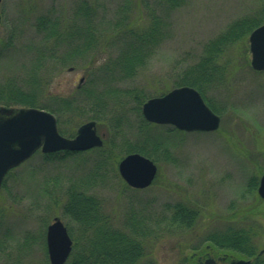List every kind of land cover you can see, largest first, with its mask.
<instances>
[{
    "label": "rangeland",
    "instance_id": "obj_1",
    "mask_svg": "<svg viewBox=\"0 0 264 264\" xmlns=\"http://www.w3.org/2000/svg\"><path fill=\"white\" fill-rule=\"evenodd\" d=\"M73 1L0 0L1 82L15 71L24 76L32 72L30 56L35 54L32 52L34 47L42 42L41 35L31 26L34 18L50 8L54 9L52 15L55 11L65 13ZM103 1L111 10L121 0ZM148 1L149 7L155 3V0ZM263 5L264 0H185L172 7L163 17L167 38L153 50L135 76L119 84L143 91L145 98L170 90L176 86L182 68L196 62L210 41L234 20L258 14ZM130 17L136 23L148 21L147 9L139 0H132ZM248 33L221 50L216 63L224 69L222 72L216 69L218 76L207 88L202 84L205 98L217 108L215 112L220 116L216 130L175 132L171 126L151 124L146 128L148 134L152 139L162 141V144L152 146L134 132L137 123L142 122L139 114H129L131 130L125 126L119 133H111L106 121L94 119L96 132L103 142L114 141L116 144L114 152L118 158L127 152H137L156 163L157 173L152 183L144 188L127 186L115 166V170L96 181L90 190L100 198L103 211L112 216L115 226L121 225L123 208L129 204L127 201L132 206L133 201H141L133 207L145 206L146 211L167 215L159 226L153 223L157 226L154 227L155 234L145 238L143 263L149 259L156 264H178L183 256L193 254L195 247L201 252L208 250L213 257L223 251L232 258L244 257L239 251L219 248L204 239L210 231L226 229L228 225L249 226L252 230L256 227L258 234L254 238L252 235V241L256 248L264 245V201L256 191L257 179L264 170V70L251 68ZM7 40L10 44L2 45L1 41ZM57 48L59 50L60 46ZM95 55L94 67H97L107 53L100 49ZM40 69L44 81L38 89L39 99L40 103L46 104L49 95L58 99L79 94L80 84L91 71L96 72L89 60L81 59L61 64L49 58ZM15 83L31 90L26 81L18 79ZM131 105L130 99L127 107ZM84 121L71 124L74 129L68 136L73 135ZM92 157L94 152H87L66 156L63 160L56 157L44 161L37 151L10 171L0 187V236L7 234L4 244L11 256L1 258L0 264H9L11 260L17 264L48 262L42 243V223H48L57 215L73 228V222L62 210L66 200L64 187L69 180H76V175L79 177L85 170L89 173ZM250 179L253 185L248 184ZM175 202L198 211L190 227L169 221L171 209H165V205ZM26 234L37 236V241L25 245L23 252L19 242ZM209 244L210 248H206ZM204 260L205 254L200 261L204 264Z\"/></svg>",
    "mask_w": 264,
    "mask_h": 264
},
{
    "label": "trees",
    "instance_id": "obj_2",
    "mask_svg": "<svg viewBox=\"0 0 264 264\" xmlns=\"http://www.w3.org/2000/svg\"><path fill=\"white\" fill-rule=\"evenodd\" d=\"M184 1L155 0L153 6L149 7L148 0H139L147 9L148 21L145 23H136L131 19L132 0H121L111 10L103 0H74L65 13L55 11L52 15L54 9L50 8L48 12L37 15L31 26L36 34L41 35L42 42L34 47L35 51L32 50L35 53L30 56L32 72L29 76H24L15 71L0 81V103L48 109L56 116L59 131L66 135L73 132L71 124L87 119L106 121L111 133H119L121 126L129 123V114L140 115V104L146 99L143 91H136L134 87L119 83L135 76L137 69L146 63L153 50L167 38L163 17L172 7L179 6ZM263 19L264 5L258 14L256 12L231 22L217 38L204 47L196 62L182 68L184 70L175 85H191L197 88L206 103L216 111L217 108L205 98L202 84L207 88L208 84L216 79V75L218 76L216 69H224L221 64L216 63L221 50L226 45L242 39ZM12 34L11 32L9 35ZM1 43L10 44L8 40ZM57 46H60L59 50ZM100 49L107 55L97 67H94L97 56L95 54ZM2 55L0 47V57ZM49 58L58 60L61 64L78 59L89 60V65L95 68L96 72L91 71V75L84 80L85 84L83 82L80 84L79 94L58 99H52V95H47L50 97L49 103H40L38 89L44 81L40 68H43ZM22 66L25 67L24 64ZM18 79L26 81L31 90L18 87L15 83ZM130 99L133 105L127 107ZM141 123L151 125L144 119ZM146 133L149 145L161 144L162 141L152 139L149 132ZM115 145L114 141H110L84 151L61 150L40 153L41 159L50 161L56 157L63 160L66 156L94 152L89 173L85 170L82 175H78L79 177L76 175L77 179L69 180L64 187L66 200L62 208L63 213L75 221L78 228L74 245L65 264H155L149 260L144 263L141 261L145 250L144 240L155 234L154 229L157 228L155 224L153 225L156 223L154 215L144 208L130 207L131 202L128 201L129 204L123 212V226L115 227L102 212L100 198L90 191L96 181L102 180L108 172L115 170L118 159L114 152ZM251 180L248 184L253 185L254 182ZM197 216L198 211L178 203L173 206L168 219L176 225L190 227ZM68 228L72 229L70 225ZM204 239L215 246H225L249 257L256 254L252 229L249 226L237 228L228 225L226 229L210 231ZM35 240L37 241V236L26 234L22 242L27 245L32 241L36 242ZM8 249L0 239V259H5V256L7 259L10 258ZM9 264L17 262L11 260ZM178 264L203 263L191 253L183 256Z\"/></svg>",
    "mask_w": 264,
    "mask_h": 264
},
{
    "label": "water",
    "instance_id": "obj_3",
    "mask_svg": "<svg viewBox=\"0 0 264 264\" xmlns=\"http://www.w3.org/2000/svg\"><path fill=\"white\" fill-rule=\"evenodd\" d=\"M248 45L251 67L264 70V21L249 32ZM141 111L150 121L172 123L185 130H213L219 124V116L204 102L199 91L189 85L176 86L164 94L147 98ZM101 144L94 120L81 123L74 136L66 137L58 132L56 118L48 110L0 104V184L9 167L19 164L38 147L43 152H50L80 150ZM117 168L126 183L134 187L147 186L156 173L153 160L137 152L122 157ZM257 191L264 198V172ZM45 241L49 261L62 264L69 254L71 239L58 218L48 224ZM248 261L239 258L228 264H247ZM205 262L209 263V260Z\"/></svg>",
    "mask_w": 264,
    "mask_h": 264
},
{
    "label": "bare ground",
    "instance_id": "obj_4",
    "mask_svg": "<svg viewBox=\"0 0 264 264\" xmlns=\"http://www.w3.org/2000/svg\"><path fill=\"white\" fill-rule=\"evenodd\" d=\"M251 31V30H250ZM249 34V33H248ZM167 92V91H166ZM166 92H164V93H166ZM164 93H162V94H164ZM161 95V94H160ZM157 96V95H156ZM152 97V96H151ZM149 98V97H148ZM147 99V98H146ZM145 99V100H146ZM144 100V101H145ZM204 100V102L206 103V101H205V99H203ZM143 101V102H144ZM142 102V103H143ZM142 103L140 104V108H139V113H140V115L139 116H141V120L143 121V119L146 121V122H148V123H150V124H155V125H168V126H171L173 129H174V131L175 132H190V131H205V132H211V131H214V130H216L218 127H219V124H220V116H219V114H217L207 103V105L213 110V112L214 113H216L218 116H219V124H218V127L217 128H215V129H213V130H185V129H180V128H178L177 126H175L174 124H172V123H158V122H154V121H150V120H148V119H146L145 117H144V115L142 114V111H141V107H142ZM26 107V106H25ZM27 107H29V106H27ZM30 107H37V106H30ZM37 108H39V107H37ZM49 111V110H48ZM49 112H51V111H49ZM52 114H53V112H51ZM130 119V118H129ZM130 122L129 123H125V125H122L121 126V130H122V128L123 127H125L126 126V128H128V129H130L129 127H130ZM56 126H57V130H58V132H60L59 131V128H58V123H57V120H56ZM148 129V125H145V124H143V123H137V125L134 127V132L136 133V134H140V135H142L144 138H146V136H147V129ZM131 130V129H130ZM161 144H162V142H161ZM59 150H61V149H58V150H54V151H50V152H55V151H59ZM140 154V153H139ZM145 156V155H144ZM122 157H124V155L123 156H121V157H119L118 159H117V161H116V168H117V164H118V162L120 161V159L122 158ZM147 157V156H146ZM29 158H25L24 160H22L19 164H21V163H23L25 160H28ZM151 159V158H150ZM19 164H17V165H15V166H12V167H9L8 169H7V171L5 172V176H8V174L10 173V171L14 168V167H16V166H18ZM35 168V167H34ZM35 169H41L40 167H37V168H35ZM118 169V168H117ZM119 173V172H118ZM156 173H157V171H156ZM155 173V174H156ZM154 177H155V175H154ZM154 179V178H153ZM152 179V180H153ZM150 183H152V181L150 182ZM149 185V184H148ZM147 185V186H148ZM144 187H146V186H144ZM144 187H134V186H132L131 188H144ZM257 193H258V191H257ZM259 195V194H258ZM260 196V195H259ZM261 197V196H260ZM128 202V201H127ZM133 202H135V204L134 205H136V204H138L139 202H141V201H133ZM129 203V202H128ZM144 203H146V204H148V202L145 200L144 201ZM179 202H175V203H166V205H165V209H171L172 210V208H173V206H175V205H177ZM143 204V203H142ZM133 205V206H134ZM132 206V204L130 205V207H133ZM134 208V207H133ZM139 208H145V206H139ZM126 210V206L123 208V212ZM102 212L105 214V216L108 218V220L110 221V223L113 225L114 223V219L112 218V216H110L109 214H107L106 212H104L103 211V209H102ZM153 215H154V217L156 218V224H157V226H159L160 225V223L161 222H163L166 218H167V215L166 214H164L163 212H157V213H152ZM72 222H73V224H74V226H73V228L71 229V230H69V228H68V225L69 224H66V223H64L63 221H62V219L59 217V216H57V215H55V216H53L52 218H51V220L47 223L46 221H44L43 223H42V226H44V230L43 231H46V228H47V226H48V224H50L55 218H58L61 222H62V224L65 226V228H66V233L69 235V237H70V239H71V245L73 246L74 245V242H75V236H76V234H77V232L75 231V229H77V224H76V222L75 221H73L69 216H67ZM197 218V217H196ZM196 218H195V220H196ZM195 222V221H194ZM178 225V224H177ZM115 226V225H114ZM123 226V222H121V225H116L115 227H122ZM179 226H181V225H179ZM184 227V226H183ZM41 229V227L40 228H38L37 230L39 231ZM252 229V228H251ZM74 230V231H73ZM6 234V233H5ZM4 234V235H5ZM4 235H2V236H0V239L1 240H3V241H6L7 239H6V235L4 236ZM7 242V241H6ZM208 242H210V241H208ZM7 244V243H6ZM19 244H20V250H22L23 252H25L24 250H26L25 248V244L21 241V242H19ZM210 244H212L211 242H210ZM210 244L209 245H206V248H210ZM43 245H44V249H46V241H43ZM214 245V244H213ZM219 248H221L222 246L221 245H219L218 246ZM205 248V250H207ZM224 248H227V247H225L224 246ZM229 249H231V248H229ZM232 250V249H231ZM46 252H47V249H46ZM201 250H199V248L198 247H195V249H194V251H193V253H195V255H198V256H200V258L202 257V255L205 253V252H201ZM47 257H48V253H47ZM245 257H248V256H246V255H244V257H239V258H242V259H244ZM239 258H236V259H239ZM250 258V257H249ZM205 259H208V256L207 257H205ZM149 260V259H148ZM147 260V261H148ZM245 260H248V259H245ZM149 261H152L153 262V260H149ZM249 262V261H248ZM153 263H155L156 264V262H153ZM30 264H34V263H30ZM47 264H52L50 261H49V257H48V262H47Z\"/></svg>",
    "mask_w": 264,
    "mask_h": 264
},
{
    "label": "flooded vegetation",
    "instance_id": "obj_5",
    "mask_svg": "<svg viewBox=\"0 0 264 264\" xmlns=\"http://www.w3.org/2000/svg\"><path fill=\"white\" fill-rule=\"evenodd\" d=\"M263 172H264V170L262 171V173ZM262 173L260 174V176L257 179L256 191H257V188H258V185H259V181H260V177H261ZM260 198L264 201V198H262V197H260ZM256 224H257L256 226L258 228V221L256 222ZM256 234H258V231H256V227H255L254 230H252L253 238L257 237ZM204 254H205V257L208 256L207 260H209V264H228L232 259H236V258H232V256H230L228 254V252H226V251H223V252H221L219 254H216L214 257L212 255V253H210L208 250L205 251ZM193 255H195V253H193ZM195 256L197 257V259L199 261L201 260L200 256H198V255H195ZM244 259H248L249 260V262L247 264H264V245L257 246L256 254H255L254 257H252V256H251V258L245 257Z\"/></svg>",
    "mask_w": 264,
    "mask_h": 264
}]
</instances>
